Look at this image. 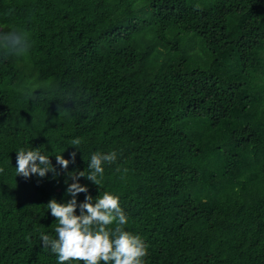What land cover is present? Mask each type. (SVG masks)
<instances>
[{
    "label": "trees",
    "instance_id": "16d2710c",
    "mask_svg": "<svg viewBox=\"0 0 264 264\" xmlns=\"http://www.w3.org/2000/svg\"><path fill=\"white\" fill-rule=\"evenodd\" d=\"M13 31L30 48L0 56V264H58L47 204L113 151L77 203L118 196L144 264H264V0H0ZM37 148L55 172L16 176Z\"/></svg>",
    "mask_w": 264,
    "mask_h": 264
},
{
    "label": "clouds",
    "instance_id": "9594fccd",
    "mask_svg": "<svg viewBox=\"0 0 264 264\" xmlns=\"http://www.w3.org/2000/svg\"><path fill=\"white\" fill-rule=\"evenodd\" d=\"M29 48V38L23 33L13 31L6 34L0 43V56H22ZM80 143L79 139H74L71 145L80 148ZM17 152L16 176L29 178L37 174L44 177L49 171L55 172L49 156L42 154L38 148L27 151L20 149ZM55 156L57 163L64 169L75 159V153L72 154V161L63 154ZM116 160L115 151L107 154L94 153L88 160L87 173L83 170L70 174L77 181L67 188L72 199L67 203L52 199L47 204V208L56 218L57 238L40 233V239L44 247L50 248L56 254L58 264H144L147 246L138 235L125 230L128 217L118 196L104 191L95 198V202L89 194L84 202L79 205L77 203V195L88 192V186L78 182L79 177H86L102 188L104 165L113 164ZM2 171L0 168V172ZM78 206L79 215L76 213ZM110 225L115 226L110 228Z\"/></svg>",
    "mask_w": 264,
    "mask_h": 264
}]
</instances>
